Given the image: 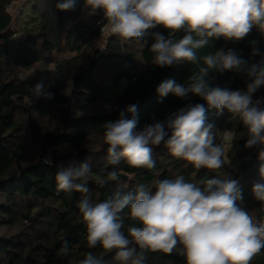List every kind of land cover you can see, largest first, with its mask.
Segmentation results:
<instances>
[{"label":"trees","instance_id":"obj_1","mask_svg":"<svg viewBox=\"0 0 264 264\" xmlns=\"http://www.w3.org/2000/svg\"><path fill=\"white\" fill-rule=\"evenodd\" d=\"M20 2L21 12L13 19L9 6ZM56 2L0 0V229L8 231L0 232V264H78L89 251L117 264L114 252L87 246L78 202L85 195L94 203L102 202L118 189L134 191L141 184L152 185L155 191L157 180L176 176L192 183L218 176L237 180L242 190L239 206L255 219L264 217V205L252 193L255 183H264L259 172L264 161L258 158L257 147H245L247 129L238 124L226 149V133L234 126L231 113L208 108L205 100L192 93L184 98L171 93L161 98L156 91L168 79L186 85L192 73L205 66L202 57L220 49L235 50L248 66L258 63L264 55V35L254 28L239 41L211 39L197 50L198 64L179 61L160 67L153 63L150 46L152 33L169 35L163 26L148 29L139 40L123 41L112 35L106 48H101L97 41L106 24L102 14L85 17L84 0H77L74 11H60ZM58 33L71 36V57L55 56ZM185 34L181 30L174 38ZM53 61L47 79L39 82L43 84L41 95L30 102L37 82L21 76L16 68L29 70ZM205 79L211 87L245 92L250 82L238 70H210ZM252 99L264 100V86ZM197 103L207 109L206 122L216 132L214 142L223 147L221 169L197 170L172 156L163 143L153 148V169L133 168L123 160L115 166L107 163L103 124L117 119L121 110L136 105L137 128L142 129ZM83 163L90 165L94 176L106 178L108 171L117 170L119 179L99 186L92 178L88 193H58L57 171ZM135 223L126 217L125 232ZM65 241L67 254L60 252ZM180 247L171 254L145 250L144 264H186ZM251 264H264V249Z\"/></svg>","mask_w":264,"mask_h":264},{"label":"clouds","instance_id":"obj_2","mask_svg":"<svg viewBox=\"0 0 264 264\" xmlns=\"http://www.w3.org/2000/svg\"><path fill=\"white\" fill-rule=\"evenodd\" d=\"M76 3L57 0L55 7L74 11ZM84 8L89 16L101 10L108 32L123 41L139 40L157 25L167 29V37L152 33L150 51L154 53L153 63L160 67L179 61L198 64L197 50L211 39L239 41L254 28L264 35V0H84ZM181 30L186 34L175 39L174 34ZM202 60L205 66L193 72L186 85L168 79L158 85L157 93L161 98L170 93L184 98L192 93L205 100L210 109L227 110L248 131L245 147H257L258 158L264 161V100L252 99L253 93L264 86V58L248 66L235 50L220 49ZM210 70L243 71L250 79L247 91L209 86L205 77ZM42 88L43 84L37 83L31 91L39 95ZM206 111L202 104L188 105L164 121L138 129L137 106H127L117 119L103 124L107 163L115 166L123 160L133 168L153 169V148L163 143L172 156L197 170L221 169L224 150L214 142L216 132L214 125L206 122ZM259 172L264 179V165ZM92 178L104 186L117 181L119 173L112 170L106 178L94 176L88 163L60 168L55 176L57 192L88 193ZM154 188L141 184L134 191L118 189L95 203L83 196L77 207L86 225L87 246L114 252L117 264H144L145 250L171 254L178 245L186 264H251L264 249V217L255 219L248 209L239 206L242 190L237 180L218 176L192 183L176 176L157 180ZM252 193L264 205V183H255ZM126 217L136 223L125 232ZM68 251L65 241L60 252ZM78 264L112 261L89 251Z\"/></svg>","mask_w":264,"mask_h":264},{"label":"rangeland","instance_id":"obj_3","mask_svg":"<svg viewBox=\"0 0 264 264\" xmlns=\"http://www.w3.org/2000/svg\"><path fill=\"white\" fill-rule=\"evenodd\" d=\"M22 3H14L13 5L9 6V11H10V14L13 16V19H16L20 12H21V8H22ZM85 10V17H88L89 15L87 14V10ZM98 14H102V17L104 18L103 16V12L101 10H99L98 12H96L95 15H98ZM110 36H112V34H110L107 30V24H106V31L104 32V35H102L100 38H98V44L100 46H102L101 48H106V45L109 41V38ZM71 36H66V35H63V34H57V40H56V48H55V56L57 58L61 57V56H65V57H71L72 56V53L70 52V45H71ZM263 58H264V55H263ZM55 66V62L53 61L51 64H46L45 62H42L40 64H35L34 66H32L29 70H22V69H19V68H16L18 71H19V74L33 82H41L43 80H46L47 79V71H48V68L51 69V68H54ZM66 80H69V77H67ZM33 98H31L29 101L32 102V101H35L37 98H39V96L41 95V93L39 95L35 94L33 92ZM234 126L233 128L228 131L226 133V144H225V148L227 149L231 143V139L233 137V134L235 132V129L237 128L238 124L236 121H234ZM31 153V152H30ZM33 154V153H31ZM8 232L6 229L2 228L0 229V232ZM10 233V232H9Z\"/></svg>","mask_w":264,"mask_h":264},{"label":"built area","instance_id":"obj_4","mask_svg":"<svg viewBox=\"0 0 264 264\" xmlns=\"http://www.w3.org/2000/svg\"><path fill=\"white\" fill-rule=\"evenodd\" d=\"M98 11H99V10H97V12H98ZM103 21L106 22L105 18H103ZM106 24H107V22H106ZM106 24H105V26H103L102 29H101V30H102V34H101V36L104 35V32L106 31Z\"/></svg>","mask_w":264,"mask_h":264}]
</instances>
